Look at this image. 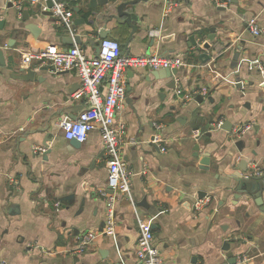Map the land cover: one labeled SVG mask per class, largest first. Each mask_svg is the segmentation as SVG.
Listing matches in <instances>:
<instances>
[{"label":"crops","instance_id":"0c3cea01","mask_svg":"<svg viewBox=\"0 0 264 264\" xmlns=\"http://www.w3.org/2000/svg\"><path fill=\"white\" fill-rule=\"evenodd\" d=\"M57 1L72 10L79 43L69 44L67 37L73 36L38 6L25 3L17 10L0 0V51L6 64L0 67V260L137 264L139 225L128 201L116 202L114 235L101 234L107 169L98 130L75 147L57 126L62 117L75 118L83 108L70 97L77 76L73 71L52 73L38 60L21 63L25 53L48 45H78L86 55H96L103 26L106 38L117 40L122 51L130 29L108 20L105 6ZM24 11L26 21L21 19ZM134 12L140 27L127 45L128 55L178 56L184 62L174 76V89L171 78L159 79L160 70H128L124 102L115 118L126 126L121 156L132 172L136 211L152 231L161 264H228L227 254L247 257L245 264H264V191L260 206L250 195L236 199L234 190L236 176L243 174L237 168L241 161L247 162L244 176L264 174V75L256 68H264V35L254 36L247 27L250 19L264 27V0H177L167 13L161 0H149ZM29 22L39 29L36 38L24 29ZM210 28L214 39L208 50L188 46L190 37L202 46ZM152 29L159 36L149 37ZM28 68L36 72L32 81L16 79L20 69ZM201 88L208 95L198 102ZM175 89L190 99L176 98ZM100 91L105 92V83ZM226 122L230 132L216 126ZM154 123L161 126L158 144L151 142ZM194 130L200 132L196 138ZM47 133L46 158L33 154L32 147L43 146ZM196 144L199 157L209 154L207 170L194 157ZM202 192L206 196L199 200ZM87 231L98 235L82 253H72ZM225 243L229 249H223Z\"/></svg>","mask_w":264,"mask_h":264},{"label":"built area","instance_id":"2783aa9c","mask_svg":"<svg viewBox=\"0 0 264 264\" xmlns=\"http://www.w3.org/2000/svg\"><path fill=\"white\" fill-rule=\"evenodd\" d=\"M17 10H21L23 4L38 6L40 10L46 11L48 0H8ZM167 13L173 8L177 0H161ZM53 5L49 10L56 27L67 31L70 35L76 32L73 24V13L70 7L62 1L52 0ZM223 4V3H221ZM224 5V4H223ZM248 30L252 35H264V27H259L254 19L247 22ZM158 29H152L148 36L155 38L159 36ZM31 60H38L50 66V72L73 71L78 79V87L71 94V100L81 101L82 110L75 118L62 117L57 126L66 140L74 139L83 143L89 132L97 129L102 141L105 166L107 169V191L101 194L105 200L104 225L102 235L113 236L115 233L116 202L119 198L128 201L134 210V215L139 225L136 247L134 251L137 264H161L160 253L154 242L152 231L145 227L136 211L131 192L132 172L128 164L121 156L123 138L126 133V126L115 120L116 114L120 111L125 98V73L128 70L145 68L149 70L179 69L184 65L183 60L178 56H163L159 54L143 55H121L119 42L113 38H104L99 42L98 53L88 56L78 45L69 48H58L48 45L39 52H28L21 59L22 64H28ZM256 68L261 75H264V68L257 64ZM105 83V92L100 88ZM176 98L183 101L189 100V96L181 94L175 89ZM201 97H207L208 91L201 88L198 91ZM216 126H219L217 124ZM156 134L152 137L153 144L161 143L162 137L159 134L161 126L154 123ZM241 132V127L236 133ZM199 130H194L192 137L196 138ZM164 152L166 148L160 147ZM46 151L44 146L32 147V153L42 155ZM256 172L255 175H260ZM98 234L94 231H87L79 238L76 245L71 248L72 253H82ZM248 260L245 256L236 258L234 264H245ZM0 264H6L0 260Z\"/></svg>","mask_w":264,"mask_h":264},{"label":"water","instance_id":"95a60500","mask_svg":"<svg viewBox=\"0 0 264 264\" xmlns=\"http://www.w3.org/2000/svg\"><path fill=\"white\" fill-rule=\"evenodd\" d=\"M117 0H89V6L91 7H95V6H105V11H106V18L108 20H114L115 23L117 25H126L129 29L130 32L128 34V38L126 40L125 46L123 48V50L121 51V55H128V51H127V45L128 43L131 41L132 36L134 33L137 32V30L139 29L140 26H138L135 23L139 22V18L137 16V14L134 12V7L139 4V3H145L149 0H125L123 2H120L119 4H116ZM230 4H236L237 0H229ZM53 2L52 0H48L46 1V7L47 10L45 11V15L47 16H51V11L49 10L50 8H52ZM115 5V6H114ZM8 7H11L12 4L9 3L7 5ZM220 10H224L225 8L220 6L218 7ZM109 11V12H108ZM21 19L23 21H26L28 19L27 13L24 11L22 13ZM4 24L3 20H0V30L2 29ZM24 29L27 30L34 38H36L38 36L39 33V29L37 28V26L35 24H33L32 22H29L27 24L24 25ZM105 26H103V28L99 31V38L100 39H104L108 36V32H106L105 30ZM210 34H208L207 36V41L204 42V44L202 46H197V43L194 41L193 37H190L189 39V44L188 46H193V47H197L196 50L200 52L201 48L204 50H208L210 47V44L213 42L214 39V28H210L209 29ZM67 39L69 40V44L72 43H79V37L78 36H73V37H67ZM154 42V40H152V43ZM8 47H11L10 43L8 42ZM98 53V50H97ZM199 57L202 59H208V56L205 53H200ZM238 58V51L235 53L233 59L236 62ZM41 62L39 61V64ZM0 67H6V64L4 62V58L2 56V52L0 51ZM46 68H40L39 70H45ZM177 70L176 69H163L160 70L158 72L159 75V79H164V78H171V88L174 89V76L176 75ZM36 75L35 70L28 68V69H20V74H18L16 77V79L19 80H24V81H32L34 79ZM202 98L201 96L197 97V101L201 102ZM229 125V126H228ZM219 128L230 132L231 131V124L229 123H225L224 125H219ZM51 134L47 133L44 136L42 145L46 148V151L43 154V157L46 158V154L49 152V148H48V142L51 139ZM70 144H72L75 147H78L80 145V143L74 139L69 140ZM237 146H240V142L237 143ZM199 146L196 144L194 146V157L198 158V164H199V168L203 169V170H207L208 169V165H209V154L208 153H203L200 157H199ZM246 167H247V162L246 160L241 161V164L237 165V168L243 172V174L246 172ZM243 174H238L237 177V184L234 188V190L237 192V194L235 195V198L238 199L240 197L241 194H245V195H250L251 197L254 198V201L256 202V204L262 206V198H261V193L262 191H264V174L262 175H253L250 174L248 176H244ZM203 194H199L197 195V198L199 200L203 199L206 194L204 192H202ZM224 250L229 249V244L225 243ZM228 257V264H234L236 258L234 256H232V254H227Z\"/></svg>","mask_w":264,"mask_h":264}]
</instances>
